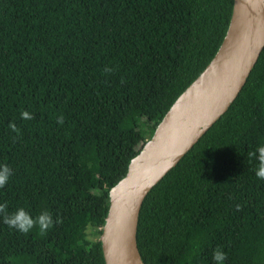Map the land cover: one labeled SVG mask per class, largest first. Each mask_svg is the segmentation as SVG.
Returning <instances> with one entry per match:
<instances>
[{
  "label": "trees",
  "instance_id": "1",
  "mask_svg": "<svg viewBox=\"0 0 264 264\" xmlns=\"http://www.w3.org/2000/svg\"><path fill=\"white\" fill-rule=\"evenodd\" d=\"M231 3L0 0V166L12 170L0 203L54 221L24 235L0 215V264H104L98 238L77 239L101 226L109 186L216 50ZM259 145L264 44L226 108L142 197L144 264H216L218 247L224 264H264V180L248 155Z\"/></svg>",
  "mask_w": 264,
  "mask_h": 264
},
{
  "label": "water",
  "instance_id": "2",
  "mask_svg": "<svg viewBox=\"0 0 264 264\" xmlns=\"http://www.w3.org/2000/svg\"><path fill=\"white\" fill-rule=\"evenodd\" d=\"M264 44V0H232L221 40L174 97L124 174L107 190L98 240L104 264H144L135 243L137 212L150 186L226 108Z\"/></svg>",
  "mask_w": 264,
  "mask_h": 264
},
{
  "label": "clouds",
  "instance_id": "3",
  "mask_svg": "<svg viewBox=\"0 0 264 264\" xmlns=\"http://www.w3.org/2000/svg\"><path fill=\"white\" fill-rule=\"evenodd\" d=\"M21 117L25 120L33 118L27 111L22 112ZM57 122L63 124L64 118L62 115L58 117ZM9 128L13 132H19V129L14 123H10ZM248 155L250 158L255 157L258 160V167L255 170V175L258 179L264 180V145H259L255 151L250 152ZM11 175L12 170L9 166H0V188L6 186ZM0 215L3 216V223L10 229H15L24 235L29 234L33 228H38L42 235L46 234L54 224L53 217L47 210L42 211L36 217H33L23 208H19L15 212L9 213L6 202L0 203ZM59 222V219L55 221V223ZM212 259L216 262V264H224V261L226 260V253L218 247L217 249H214Z\"/></svg>",
  "mask_w": 264,
  "mask_h": 264
},
{
  "label": "rangeland",
  "instance_id": "4",
  "mask_svg": "<svg viewBox=\"0 0 264 264\" xmlns=\"http://www.w3.org/2000/svg\"><path fill=\"white\" fill-rule=\"evenodd\" d=\"M97 197V195H91ZM100 227H96L90 224H86L85 228L83 229L81 235L78 237L77 242L79 245L83 244L82 242H92L94 239L98 238V231L97 229Z\"/></svg>",
  "mask_w": 264,
  "mask_h": 264
},
{
  "label": "built area",
  "instance_id": "5",
  "mask_svg": "<svg viewBox=\"0 0 264 264\" xmlns=\"http://www.w3.org/2000/svg\"><path fill=\"white\" fill-rule=\"evenodd\" d=\"M100 227V226H99Z\"/></svg>",
  "mask_w": 264,
  "mask_h": 264
}]
</instances>
